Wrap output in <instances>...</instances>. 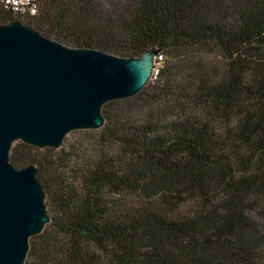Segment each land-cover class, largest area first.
<instances>
[{
	"label": "trees",
	"instance_id": "16d2710c",
	"mask_svg": "<svg viewBox=\"0 0 264 264\" xmlns=\"http://www.w3.org/2000/svg\"><path fill=\"white\" fill-rule=\"evenodd\" d=\"M0 6L73 48L163 55L61 147L13 143L49 221L24 264H264V0H35ZM120 105H126L120 107Z\"/></svg>",
	"mask_w": 264,
	"mask_h": 264
},
{
	"label": "water",
	"instance_id": "95a60500",
	"mask_svg": "<svg viewBox=\"0 0 264 264\" xmlns=\"http://www.w3.org/2000/svg\"><path fill=\"white\" fill-rule=\"evenodd\" d=\"M158 52L125 58L73 48L0 19V264H24L30 237L49 221L37 168L11 163L13 142L59 148L73 130L100 128L102 106L139 92Z\"/></svg>",
	"mask_w": 264,
	"mask_h": 264
},
{
	"label": "built area",
	"instance_id": "2783aa9c",
	"mask_svg": "<svg viewBox=\"0 0 264 264\" xmlns=\"http://www.w3.org/2000/svg\"><path fill=\"white\" fill-rule=\"evenodd\" d=\"M0 6L4 9L11 10L16 14H36L38 11L37 3L35 0H1ZM163 55L158 52L154 62L150 80L156 79L159 69L162 65Z\"/></svg>",
	"mask_w": 264,
	"mask_h": 264
},
{
	"label": "rangeland",
	"instance_id": "374dc122",
	"mask_svg": "<svg viewBox=\"0 0 264 264\" xmlns=\"http://www.w3.org/2000/svg\"><path fill=\"white\" fill-rule=\"evenodd\" d=\"M150 81V80H149ZM148 81V82H149ZM147 82V83H148ZM146 83V84H147ZM124 106H126V105H120V107H124ZM81 130V129H80ZM82 130H84V129H82ZM76 130H73V131H71V132H69L66 136H65V138H64V140L67 138V139H69V140H75V138H78V137H81L82 136V133H79V132H75ZM18 141H21V140H16V141H14L13 143H16V142H18ZM64 142V141H63ZM13 145V144H12ZM61 147V146H60Z\"/></svg>",
	"mask_w": 264,
	"mask_h": 264
}]
</instances>
